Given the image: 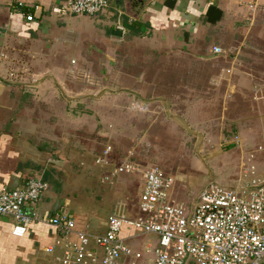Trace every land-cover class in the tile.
Instances as JSON below:
<instances>
[{
    "label": "rangeland",
    "instance_id": "obj_1",
    "mask_svg": "<svg viewBox=\"0 0 264 264\" xmlns=\"http://www.w3.org/2000/svg\"><path fill=\"white\" fill-rule=\"evenodd\" d=\"M224 1L227 6L221 25H226V22L232 25V21L237 19L242 26V33L239 30L234 35L229 34L227 41L225 37L219 36L213 42L225 48L226 55L220 60L211 55L212 48L207 49V53L205 51V60H202L197 46L205 37L196 42L191 40L182 47L167 44L158 46L150 43L143 33L139 37H132L128 43H117L120 44L116 50L118 56L113 58L106 55L108 53L104 47H99L100 43L96 44V48L92 43H87L83 49L84 59L79 60V63L72 59L71 63L75 64L69 73L65 69V77L61 73L59 81L55 80L59 90L53 88L52 98L48 101V108L52 107V112L45 111L44 101H40V97L35 104L34 115L38 122L52 125L48 134L50 132L54 136L51 145L53 150L49 146L47 150H52L55 155L70 156L75 172L78 168L74 165L79 164L78 152L82 149L88 150L92 158L98 152L102 154L101 150L110 144L116 160L129 155L131 151L129 156L134 161L143 165L150 163L149 166H156L167 175L165 171L180 175L181 181L176 178L177 189L176 194H173L177 201L186 205L195 199L199 188L207 180L221 187L233 185L238 173L241 148H252L254 142L256 144L264 136V109L260 107L264 99L256 105L257 101L250 91L242 89L246 82L241 79V86L238 83L239 75L246 68L251 70V67L256 69V73H261L260 79L264 80V7L253 17L235 0ZM86 20L84 22L87 23ZM103 23V19H98L96 23L86 24L87 32H104ZM210 38L207 41L212 43L214 39ZM125 50L130 52V60L124 54ZM188 63L192 64L189 74L184 71ZM158 66L167 70L177 81H167L166 75L158 71ZM79 67L83 68L79 70ZM233 67V71H226ZM223 71L224 76H220ZM251 74L255 77L252 70ZM184 76L191 77L194 84L181 83L177 77L184 81ZM258 81L264 86V82ZM231 85H234L232 89ZM41 91H45V86ZM262 94L264 89L258 95ZM191 102L202 103L201 106L210 112L206 117L208 120H203L205 127L188 126L183 110ZM220 110L225 112L223 123L217 120L222 118ZM129 123H139L140 126H130L128 130ZM218 123L223 125L219 126ZM38 131L41 132L39 136H42L45 129ZM86 135L89 141L94 137L95 142L89 145L91 148L83 144ZM65 139L68 140L67 144L63 143ZM74 158H77L76 163ZM188 175H197L195 180L199 181L195 187L189 186L188 178H185ZM133 184L135 194L127 193L131 194L129 198L120 199L126 209L129 208L126 215L130 218L137 211L141 189L137 180ZM110 198L111 195H107L101 202L79 203V213L86 209L89 213H96L93 217L89 214L92 217L86 226L89 233L96 235V232L104 230L107 216L105 207ZM40 259L37 263L46 264Z\"/></svg>",
    "mask_w": 264,
    "mask_h": 264
},
{
    "label": "crops",
    "instance_id": "obj_2",
    "mask_svg": "<svg viewBox=\"0 0 264 264\" xmlns=\"http://www.w3.org/2000/svg\"><path fill=\"white\" fill-rule=\"evenodd\" d=\"M170 1L174 2L173 6L167 5ZM235 1L242 9L245 8L244 10L250 16L254 17L257 13L252 14L238 0ZM210 6L219 11L213 12L211 17L213 22L207 17ZM226 6L227 3L224 0H143L142 2L140 0H110L109 9L100 18L89 16L85 18V15L74 16L65 12L61 0H0V29L3 30L0 34V186L19 187L33 177L43 180L48 184V188L39 201L28 210L34 209L41 216H52L55 213L71 214L74 219V231L89 232L86 229L89 224L87 221L96 214L89 213L87 209L79 213L77 210L80 208L81 201L101 202L105 196L111 195L105 207L107 208L105 222L116 201L129 198L131 194L127 193L135 194L133 190L135 180L140 183L141 193L144 183L142 174H122L124 177L118 178L120 174L110 182L103 181V177L110 172L111 166L95 163V159L101 156V152L91 158L87 153L88 150L85 151V149L78 152L80 155L78 159L74 158L75 163L76 159L79 162L74 165L78 168L75 172L71 166L70 156L52 153L51 145L54 136L50 132L48 134V129H51L52 125L48 122H38L34 115L36 102L39 97L42 98L40 101H44L45 111L52 112V107L48 108V101L52 98L53 88L59 90V84H57L59 74L62 73L65 77L63 70L66 69L69 73V70L73 68L75 63H71L72 59L78 60V63L79 60L84 59V48L87 43H92L95 48L96 44L100 43L99 47H104L108 53L106 55L111 58L117 57L116 50L120 46L117 43H128V40L134 37L130 29L134 23L140 25L139 30L147 35L145 37L150 43L158 46L167 44L182 47L205 37L197 46L203 57L202 60H205V51L207 53V49L212 48L213 53L214 47L223 51L215 56L216 60L223 59L226 55L225 48L222 49L213 42H216L219 36L225 37L227 41L229 34L234 35L242 29L237 19L232 21V25L231 23L228 25L227 22L226 25H221L225 19ZM27 14H31L33 20L27 21ZM84 18L87 19V23L84 22ZM98 19H103L105 31L87 32L86 24L96 23ZM219 25L223 32L219 33L222 31ZM240 33H242L241 30ZM209 36L214 39L211 40L212 43L207 41ZM126 39L128 40L124 42ZM111 50L114 51L111 52ZM210 50L209 53H211ZM80 68L83 67L78 69ZM233 69L234 67L226 71L231 72ZM251 70L255 77L251 74ZM251 70L246 68L239 75L238 83L241 86L242 80L246 82L242 89L250 91L257 105L264 99L263 94L258 95L264 86L258 83V79L261 81V73H256L254 67H251ZM224 74L223 71L220 76ZM43 86H45L44 92L41 91ZM233 87L234 85H231L230 89ZM200 102H191L183 110L189 127H205L203 120H208L206 117L209 111L202 107ZM261 102L262 110L264 102ZM222 109L225 110V108ZM224 110H220L222 118L217 119L222 123L225 122ZM148 122L150 123V120ZM218 125L223 124L218 123ZM130 126L137 128L140 125L129 123L128 130ZM42 128L45 129L44 134L39 136L41 132L38 130ZM91 138H93L92 141H89L90 138L86 135V140L83 139V144L88 148L95 142L94 137ZM67 142L68 140L65 139L63 143L67 144ZM48 146L52 150L48 151ZM104 149L105 147L101 151L103 152ZM129 155L118 157L116 160V154L113 155L111 152L109 162L115 165L128 159L140 169L151 165L147 162L143 165L134 161ZM165 172L175 178L173 188L175 193L176 178L181 181L179 179L181 176ZM195 176L197 175L185 176L189 179L187 181L190 187H195L199 181L195 180ZM207 182L208 180L202 186ZM125 210L128 214L129 208ZM136 210L134 217L139 215L138 205ZM89 214H92V217ZM12 225L11 218L0 217V264H40L37 263L39 257L48 264L50 258L44 254L43 249L59 239L64 230L55 228L47 222H34L23 236L17 237L11 233ZM104 230L96 233L102 234ZM120 235L127 245L134 249H141L145 241L153 240V236L140 234L136 229H130L127 226H123ZM69 237L74 240V233ZM58 252H60L59 249L56 250V253Z\"/></svg>",
    "mask_w": 264,
    "mask_h": 264
},
{
    "label": "built area",
    "instance_id": "obj_3",
    "mask_svg": "<svg viewBox=\"0 0 264 264\" xmlns=\"http://www.w3.org/2000/svg\"><path fill=\"white\" fill-rule=\"evenodd\" d=\"M61 1L63 10L72 15L100 17L109 7L108 0ZM238 2L252 14L264 7V0ZM26 20L33 16L27 14ZM222 52L213 48V54ZM110 153L107 146L96 160L111 166L103 181L120 174H142L139 215L127 217L125 203L116 201L104 222V233L74 231L71 214L41 216L28 210L48 188L33 177L19 187L0 186V217L11 218V233L21 237L34 222L64 230L43 249L48 264H264V136L252 148H241L233 185L221 187L208 181L188 205L176 200L173 176L153 165L140 169L128 159L114 165ZM123 226L153 240L134 249L120 235ZM72 233L74 240L69 237Z\"/></svg>",
    "mask_w": 264,
    "mask_h": 264
},
{
    "label": "trees",
    "instance_id": "obj_4",
    "mask_svg": "<svg viewBox=\"0 0 264 264\" xmlns=\"http://www.w3.org/2000/svg\"><path fill=\"white\" fill-rule=\"evenodd\" d=\"M133 1V0H132ZM108 2H109V7H110V0H108ZM138 2V1H137ZM173 4H174V2H172L171 3V1L167 4V5H169V6H173ZM109 7H108V9H109ZM214 11H218L216 8H214V7H212V6H210L209 7V9L207 10V17H209V21H211V22H213L214 20H213V18H211L212 16H213V12ZM219 12V11H218ZM70 15H72V14H70ZM75 16V15H74ZM100 18V17H99ZM137 24H139V22L137 23ZM139 27H140V25L138 26V25H136V23H134V25H132V27H130V29L133 31V35H134V37H139L140 35H142L143 33L139 30ZM129 28V27H128ZM143 28V27H142ZM126 40H128V39H126ZM128 53H130V52H128V51H126L125 50V52H124V54L125 55H127V59H129L130 60V57H129V54ZM201 55V54H200ZM118 56V55H117ZM202 56V55H201ZM212 56H218L217 54H213ZM203 58V57H202ZM174 64V63H173ZM177 63H175V65H176ZM191 65L192 64H189L188 63V65H187V68H185L184 69V71H186L187 72V74H189L190 73V71H192L191 70ZM189 66V67H188ZM157 69H158V71L161 73V74H165L166 75V79H167V81H172V82H174V81H177L173 76H171L170 74H169V72L167 71V70H165V69H162V68H160V66H158L157 67ZM182 77V76H181ZM181 77H177L179 80L181 79V83L183 82V84L185 83V84H187V83H189V84H194V81H193V79L190 77H186V76H184V81L182 80V78ZM182 85V84H181ZM128 90V89H127ZM130 90H137V89H130Z\"/></svg>",
    "mask_w": 264,
    "mask_h": 264
},
{
    "label": "water",
    "instance_id": "obj_5",
    "mask_svg": "<svg viewBox=\"0 0 264 264\" xmlns=\"http://www.w3.org/2000/svg\"><path fill=\"white\" fill-rule=\"evenodd\" d=\"M143 0H140V2H142Z\"/></svg>",
    "mask_w": 264,
    "mask_h": 264
}]
</instances>
